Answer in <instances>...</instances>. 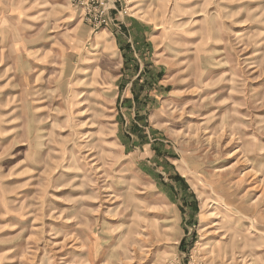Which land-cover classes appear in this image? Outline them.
<instances>
[{
	"label": "rangeland",
	"instance_id": "374dc122",
	"mask_svg": "<svg viewBox=\"0 0 264 264\" xmlns=\"http://www.w3.org/2000/svg\"><path fill=\"white\" fill-rule=\"evenodd\" d=\"M0 264H264V0H0Z\"/></svg>",
	"mask_w": 264,
	"mask_h": 264
},
{
	"label": "trees",
	"instance_id": "16d2710c",
	"mask_svg": "<svg viewBox=\"0 0 264 264\" xmlns=\"http://www.w3.org/2000/svg\"><path fill=\"white\" fill-rule=\"evenodd\" d=\"M177 177H178V179H179V180H181V181H184V179H183V178H181V177H179V176H177Z\"/></svg>",
	"mask_w": 264,
	"mask_h": 264
}]
</instances>
